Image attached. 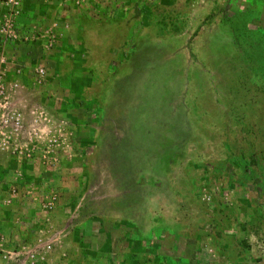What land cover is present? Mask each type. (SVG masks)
<instances>
[{"label":"rangeland","instance_id":"rangeland-1","mask_svg":"<svg viewBox=\"0 0 264 264\" xmlns=\"http://www.w3.org/2000/svg\"><path fill=\"white\" fill-rule=\"evenodd\" d=\"M28 1L0 0L5 263L264 264V0Z\"/></svg>","mask_w":264,"mask_h":264},{"label":"crops","instance_id":"crops-1","mask_svg":"<svg viewBox=\"0 0 264 264\" xmlns=\"http://www.w3.org/2000/svg\"><path fill=\"white\" fill-rule=\"evenodd\" d=\"M108 2H112V1H107V3ZM27 4H28V8L30 9V13H31V15H33V17L35 16V15H41V14H43L42 12H44L45 11V8L43 9L41 6H38L37 4L38 3H35V2H32V0H29L28 2H27ZM105 6L107 5V4H104ZM91 12H93V8L91 7ZM59 13V12H58ZM12 45H13V43H12ZM73 171L74 172H76L77 173V175H81V173L83 172V169H81V168H75V169H73ZM139 175H141V173H139ZM67 202H66V200H65V197H61L60 196V200H59V206H61V208H66V204ZM12 210H14V207H10ZM19 210H20V212L21 213H23V215H24V212H25V210H26V208L24 207V206H19V208H18ZM1 213H0V220H1V222H2V224H4L3 223V221L4 220H7L9 217H10V215L13 213V211H11L10 212V209H8V210H4V209H1V211H0ZM20 219H22L23 221V223H25V224H27V225H32V227H33V225L35 224V221H40V222H44V217L42 216V215H37V217H35V216H27V215H25V216H23V217H20ZM12 220H13V218H12ZM58 220V217L56 216L55 217V219L53 218V216H51V219H50V223H54V222H56ZM134 223H135V221H133ZM138 222H139V225L141 224L140 222H141V210H139V215H138V220H137V223L136 224H138ZM12 223V221L11 220H9L8 221V223H7V227L8 226H10L11 227V224ZM130 222L129 221H127V224H129ZM131 224V225H134V226H136V224ZM5 224H6V222H5ZM139 225H138V229H139ZM0 227L1 228H3L4 226L3 225H0ZM12 228H13V226H12ZM35 230H36V228L34 229L33 228V234L32 235H34L36 232H35ZM16 231H17V228L16 227H14L13 228V231L11 232V233H6L5 235V237L7 238V241H8V245H5L4 246V249L5 250H7V249H13L12 247H14L15 245H27V243L28 242H20L21 244H14V242H13V240L15 239V236L14 235H16L17 233H16ZM31 232H32V230H31ZM30 232V233H31ZM15 233V234H14ZM0 234H2L3 235V233H1L0 232ZM24 234V233H23ZM28 235V234H27ZM12 236H14V237H12ZM12 238V239H11ZM21 238V237H20ZM27 239H28V236H27ZM136 235H135V237L133 238V240L134 241H136ZM138 240H140V239H138ZM3 249V250H4ZM2 250V252H4ZM14 253V252H13ZM14 254H16V253H14ZM63 255H64V253H63ZM12 256V255H11ZM2 257H3V259H2ZM5 259H7V256H5V254L3 253V254H1L0 255V264H6L5 262ZM67 264H74L73 262H67Z\"/></svg>","mask_w":264,"mask_h":264},{"label":"built area","instance_id":"built-area-1","mask_svg":"<svg viewBox=\"0 0 264 264\" xmlns=\"http://www.w3.org/2000/svg\"><path fill=\"white\" fill-rule=\"evenodd\" d=\"M48 204L50 205V204H51V202H49ZM44 206H46V205H44Z\"/></svg>","mask_w":264,"mask_h":264}]
</instances>
